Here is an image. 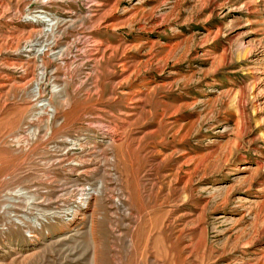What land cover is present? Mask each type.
Instances as JSON below:
<instances>
[{"label":"rangeland","instance_id":"obj_1","mask_svg":"<svg viewBox=\"0 0 264 264\" xmlns=\"http://www.w3.org/2000/svg\"><path fill=\"white\" fill-rule=\"evenodd\" d=\"M0 264H264V0H0Z\"/></svg>","mask_w":264,"mask_h":264},{"label":"bare ground","instance_id":"obj_2","mask_svg":"<svg viewBox=\"0 0 264 264\" xmlns=\"http://www.w3.org/2000/svg\"><path fill=\"white\" fill-rule=\"evenodd\" d=\"M33 20V19H32ZM34 20H37V21H43V22H47V24H50L48 23V19L45 18L44 15H37L36 17H34ZM30 22V21H29Z\"/></svg>","mask_w":264,"mask_h":264}]
</instances>
